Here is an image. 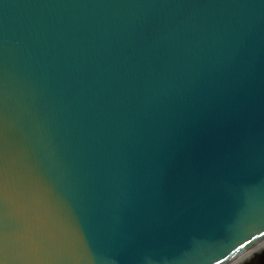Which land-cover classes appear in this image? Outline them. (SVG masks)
Returning a JSON list of instances; mask_svg holds the SVG:
<instances>
[{"label":"water","instance_id":"95a60500","mask_svg":"<svg viewBox=\"0 0 264 264\" xmlns=\"http://www.w3.org/2000/svg\"><path fill=\"white\" fill-rule=\"evenodd\" d=\"M263 238L264 0H0V264Z\"/></svg>","mask_w":264,"mask_h":264},{"label":"rangeland","instance_id":"374dc122","mask_svg":"<svg viewBox=\"0 0 264 264\" xmlns=\"http://www.w3.org/2000/svg\"><path fill=\"white\" fill-rule=\"evenodd\" d=\"M239 259L234 260L235 264H264V241L253 249H247Z\"/></svg>","mask_w":264,"mask_h":264},{"label":"bare ground","instance_id":"6f19581e","mask_svg":"<svg viewBox=\"0 0 264 264\" xmlns=\"http://www.w3.org/2000/svg\"><path fill=\"white\" fill-rule=\"evenodd\" d=\"M264 241V238L261 239L258 243L254 244L253 246H251L249 249H253L254 247H256L257 245H259L260 243H262ZM248 249V250H249ZM246 252V251H245ZM245 252L241 253L240 255L242 256ZM240 255H238L237 257H235L234 259H232L231 261H229L226 264H235L234 260H236L237 258L239 259ZM240 260V259H239Z\"/></svg>","mask_w":264,"mask_h":264}]
</instances>
